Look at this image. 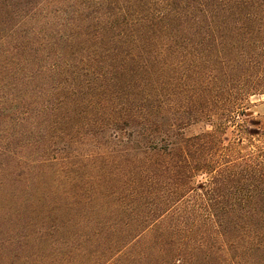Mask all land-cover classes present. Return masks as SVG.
Returning a JSON list of instances; mask_svg holds the SVG:
<instances>
[{
	"label": "trees",
	"instance_id": "16d2710c",
	"mask_svg": "<svg viewBox=\"0 0 264 264\" xmlns=\"http://www.w3.org/2000/svg\"><path fill=\"white\" fill-rule=\"evenodd\" d=\"M263 96L264 0H0V264H264Z\"/></svg>",
	"mask_w": 264,
	"mask_h": 264
},
{
	"label": "rangeland",
	"instance_id": "374dc122",
	"mask_svg": "<svg viewBox=\"0 0 264 264\" xmlns=\"http://www.w3.org/2000/svg\"><path fill=\"white\" fill-rule=\"evenodd\" d=\"M262 99H264V96L262 97ZM204 127H206V126L204 123H202V124L191 127L189 129V132L190 133H197V132H200L201 130H204ZM0 145L3 146V132H1V131H0Z\"/></svg>",
	"mask_w": 264,
	"mask_h": 264
}]
</instances>
